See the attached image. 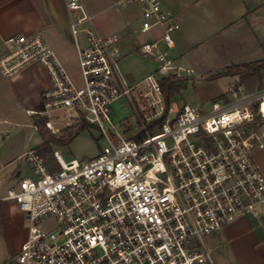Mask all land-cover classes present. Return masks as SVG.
<instances>
[{"label":"built area","instance_id":"built-area-1","mask_svg":"<svg viewBox=\"0 0 264 264\" xmlns=\"http://www.w3.org/2000/svg\"><path fill=\"white\" fill-rule=\"evenodd\" d=\"M141 5L140 33L161 28V35L138 46L156 62L155 71L133 85L118 69L119 37L100 35L79 0H66L77 46L81 85L62 67L41 32L3 40L0 73L11 78L37 64L50 87L40 107L26 110L35 121L59 135L66 128L95 126L105 140L88 160H64L57 150L52 161L38 151L25 152L29 175L18 179L0 200L13 201L26 218L20 264H213L203 237L241 217L264 210V177L253 161L264 147V90L237 84L209 106L171 103L165 120L148 129L162 114L160 81L194 78L193 69L176 64L170 51L180 25L159 0H120ZM147 91V108L159 111L140 118L141 136H120L110 120L111 105L130 91ZM164 101V100H163ZM65 112L71 124L58 129L52 113ZM148 113V111H146ZM110 126L109 127L107 126ZM57 165V169H54Z\"/></svg>","mask_w":264,"mask_h":264},{"label":"crops","instance_id":"crops-1","mask_svg":"<svg viewBox=\"0 0 264 264\" xmlns=\"http://www.w3.org/2000/svg\"><path fill=\"white\" fill-rule=\"evenodd\" d=\"M79 2L91 17V22L84 23L82 28L93 26L102 36L118 35V65L121 68L120 70L118 66L119 72L127 84H135L129 72V67L134 65L133 60L138 56L151 60L140 54L138 46L157 39L161 35V28H154L146 33L139 32L142 8L137 2L124 6L119 4L120 0ZM159 2L162 9L170 12L180 25L173 35L175 46L170 51L177 65L193 69L191 67L194 65L189 62L196 52L201 53L205 66L220 67L218 71L235 65L254 66L264 59V48L261 46L264 43V0ZM78 16L80 12L69 13L66 0H0V54L5 38L41 32L70 76L79 66L77 46L85 47L84 33L79 32L75 36L71 33L70 19ZM250 51L254 52L249 53ZM240 55L243 57L241 62H232L234 57ZM124 75L128 77V82ZM49 87L47 74L37 64L25 67L11 78H6L0 73V145L4 142V137L11 133L5 130L4 125H20L15 118L21 110L28 120L27 126L38 130L34 117L28 115L26 110L39 109L41 94ZM259 90L263 91L264 88ZM116 101L113 102L114 105ZM174 106L178 107L175 103ZM110 120L114 126L111 114ZM261 127L264 129V122ZM148 129L155 132L151 125ZM116 132L119 134L117 130ZM141 132L124 136L140 137ZM252 156L264 177V147L254 150ZM2 159L3 157L0 158V166L8 165L5 159ZM8 170V167H0V183L10 175ZM13 173L15 172L12 171V175ZM20 174L21 172L17 171L13 177L19 179ZM5 194L0 188V199ZM22 216L13 201L0 200V264H20L9 257L20 250L26 239V231L19 221ZM14 228L17 230L16 237ZM206 237L210 243H203L213 264H264V210L260 209L257 214L241 217Z\"/></svg>","mask_w":264,"mask_h":264},{"label":"rangeland","instance_id":"rangeland-1","mask_svg":"<svg viewBox=\"0 0 264 264\" xmlns=\"http://www.w3.org/2000/svg\"><path fill=\"white\" fill-rule=\"evenodd\" d=\"M262 45H264V43ZM253 52L254 51H250L249 53ZM242 58L243 57H241V55L234 57L232 62H241ZM133 61L134 65L133 67H129V72L131 73V77L135 82H139L148 74L153 73L157 67L156 62L140 56L135 57ZM189 64L194 65L191 67L195 72L194 78L183 81L182 89L178 94L174 95L170 101V104L175 103L178 107L184 103L193 104L200 107H207L213 100L219 98L221 94L227 92L230 88L236 86L239 83L243 84L250 92L264 88V68L260 70L259 73L248 71L243 75H238V77H215L223 70L218 71L220 67L209 68L208 66H205L202 55L199 52L194 54L193 59H190ZM198 64H200V66H198ZM118 66L121 70L120 65ZM70 78L76 85H81L79 66L70 74ZM125 78L128 82V77L125 76ZM138 87L139 91H130L131 99L127 96H121L118 98L115 105L113 103L111 106V119L114 124V128L119 132V134H122L123 137H125L124 135L133 136L141 131L139 116L142 117L144 113L147 114L146 111H148L150 115L156 111H159V106L149 107L146 109V111H141V107L144 105L148 106L150 101L156 100L155 97L157 96L153 95V98L147 97L146 99L141 98L140 96L145 93L148 88L144 82H142ZM160 106L162 107L163 111L165 107L163 100L162 103H160ZM17 115L18 117L15 119L20 125H4L6 126L5 130H9L11 133L10 135H6L4 137V142L0 145V158L3 157L2 160L5 159L8 164L6 166L1 165L0 167H8V171L11 172L8 178L0 183L1 191L4 194L7 192V189L16 186L18 178H14L13 175L17 171L21 172L20 178L28 176L30 173L25 156H18L29 151L30 149L36 148L43 142L38 130L35 131L32 126H27L28 120L26 119V115L22 112V110L19 111ZM51 119L58 129L64 128L66 124H71V120L66 117L65 112H54L52 113ZM104 145L105 140L101 136V133L97 127L86 124H83V128L77 132L76 136H74V138L68 144L55 145L50 143L52 151L57 150L64 160H69L72 158L78 160H88L89 158L96 156ZM45 160L48 162L52 161V153L48 155ZM12 171L15 172L13 175ZM21 213L23 216L19 218V221L22 223V228L27 234L26 218L24 213ZM14 232V237H16L17 230L15 228ZM203 241L208 245L210 243L209 238L206 236L203 237ZM18 254L19 251L9 258L18 263Z\"/></svg>","mask_w":264,"mask_h":264},{"label":"trees","instance_id":"trees-1","mask_svg":"<svg viewBox=\"0 0 264 264\" xmlns=\"http://www.w3.org/2000/svg\"><path fill=\"white\" fill-rule=\"evenodd\" d=\"M262 46L264 48V45ZM263 68H264V59L256 66L238 65V66L227 67L222 72L218 73L215 77H220V76L234 77L244 74L245 72L248 71L259 73L260 70H262ZM183 81H187V79L174 80L173 77H170V78L162 79L160 81L161 94L163 96L165 107L163 110V114L157 120H155L151 124V126L160 125L164 122L168 108L170 106L171 98L180 92V90L182 89ZM44 121L45 119L36 121V126L39 134L43 139V142L42 144H40L35 148L38 151V154L41 155L44 159L52 153L50 143L55 145H66L74 138V136H76L77 132L83 128V125L79 128L71 127L69 129H65L63 133H61L60 135H54L51 134L47 129H45ZM53 168L57 169V165L56 166L54 165Z\"/></svg>","mask_w":264,"mask_h":264}]
</instances>
